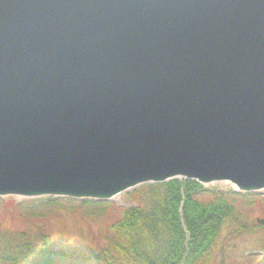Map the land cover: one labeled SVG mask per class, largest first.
I'll list each match as a JSON object with an SVG mask.
<instances>
[{"label":"water","instance_id":"water-1","mask_svg":"<svg viewBox=\"0 0 264 264\" xmlns=\"http://www.w3.org/2000/svg\"><path fill=\"white\" fill-rule=\"evenodd\" d=\"M171 180L264 189V0H0V198Z\"/></svg>","mask_w":264,"mask_h":264},{"label":"trees","instance_id":"trees-1","mask_svg":"<svg viewBox=\"0 0 264 264\" xmlns=\"http://www.w3.org/2000/svg\"><path fill=\"white\" fill-rule=\"evenodd\" d=\"M201 190L194 181L171 180L126 192L135 204L118 208L120 217L105 227L103 243L95 248L53 244L43 232L30 235L0 229V264L235 263L241 254L236 245L249 240L256 226H248L234 207L236 195L230 188L214 191L209 202L198 200ZM45 199L52 205L59 202ZM85 202L102 207L111 204ZM260 250L263 262L264 247Z\"/></svg>","mask_w":264,"mask_h":264},{"label":"rangeland","instance_id":"rangeland-1","mask_svg":"<svg viewBox=\"0 0 264 264\" xmlns=\"http://www.w3.org/2000/svg\"><path fill=\"white\" fill-rule=\"evenodd\" d=\"M200 186L202 192L197 195V198L202 202H209L213 199L216 195L214 191L218 190L220 193L230 188L226 183ZM125 193L115 196L110 202H106L111 204L103 207L85 202L87 200L67 197L23 200L16 197L0 198V229L3 232L17 231L30 235L43 232L48 235L53 244L84 245L88 248H95L103 243L105 227L120 217L118 208L125 209L135 204ZM254 193L257 192H235L234 207L241 213L248 226L255 225L256 227L249 240L236 245V250L241 254H237L236 262L232 264H264L260 258L262 254L260 249L264 246L261 247L259 241L260 239L264 243V198L254 196ZM259 195L264 196V189ZM45 198H53L59 202L57 205L48 204L49 201ZM258 220L263 222L260 223ZM240 249H245L246 252Z\"/></svg>","mask_w":264,"mask_h":264}]
</instances>
